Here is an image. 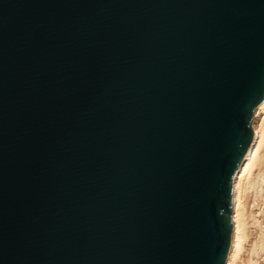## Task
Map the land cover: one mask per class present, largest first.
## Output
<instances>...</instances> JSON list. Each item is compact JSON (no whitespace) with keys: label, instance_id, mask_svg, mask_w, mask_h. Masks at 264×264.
Instances as JSON below:
<instances>
[{"label":"water","instance_id":"95a60500","mask_svg":"<svg viewBox=\"0 0 264 264\" xmlns=\"http://www.w3.org/2000/svg\"><path fill=\"white\" fill-rule=\"evenodd\" d=\"M264 99V0H0V264H225Z\"/></svg>","mask_w":264,"mask_h":264},{"label":"bare ground","instance_id":"6f19581e","mask_svg":"<svg viewBox=\"0 0 264 264\" xmlns=\"http://www.w3.org/2000/svg\"><path fill=\"white\" fill-rule=\"evenodd\" d=\"M253 137L232 182V235L225 264H264V99L251 116Z\"/></svg>","mask_w":264,"mask_h":264}]
</instances>
